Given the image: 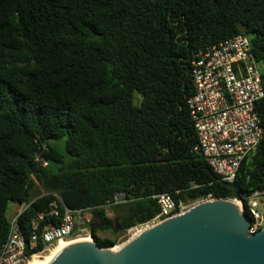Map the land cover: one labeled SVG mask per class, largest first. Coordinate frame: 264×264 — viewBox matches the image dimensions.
Here are the masks:
<instances>
[{
    "label": "trees",
    "instance_id": "16d2710c",
    "mask_svg": "<svg viewBox=\"0 0 264 264\" xmlns=\"http://www.w3.org/2000/svg\"><path fill=\"white\" fill-rule=\"evenodd\" d=\"M238 35L264 86V0H0V248L13 204L28 206L26 238L52 202L96 207L94 241L113 248L159 214L155 196L243 200L264 189V138L235 190L194 150L192 59ZM257 112L264 127V98ZM116 194L125 202L110 208L112 227L104 206Z\"/></svg>",
    "mask_w": 264,
    "mask_h": 264
},
{
    "label": "built area",
    "instance_id": "2783aa9c",
    "mask_svg": "<svg viewBox=\"0 0 264 264\" xmlns=\"http://www.w3.org/2000/svg\"><path fill=\"white\" fill-rule=\"evenodd\" d=\"M191 67L194 94L188 98L187 107L198 139L194 150L222 183L234 185L243 162L255 154L264 138L257 112L264 98L262 65L256 60L250 38L238 35L194 55ZM35 160L42 168H48L40 154L35 155ZM154 198L160 212L146 227L185 213L200 202L216 199L209 195L197 201L177 202L170 194ZM124 202L123 196L116 194L104 207L108 211ZM242 204L251 220L248 233L254 235L264 228V189L253 191ZM27 207L19 205L9 217L10 231L0 248V264H28L63 240L93 237L90 223L98 208L60 210L52 202L31 223L26 238L19 217ZM39 246L43 250L37 253Z\"/></svg>",
    "mask_w": 264,
    "mask_h": 264
},
{
    "label": "water",
    "instance_id": "95a60500",
    "mask_svg": "<svg viewBox=\"0 0 264 264\" xmlns=\"http://www.w3.org/2000/svg\"><path fill=\"white\" fill-rule=\"evenodd\" d=\"M250 224L236 192L234 200L203 201L145 227L118 250L100 248L93 237L76 240L44 264H264V228L250 235Z\"/></svg>",
    "mask_w": 264,
    "mask_h": 264
},
{
    "label": "rangeland",
    "instance_id": "374dc122",
    "mask_svg": "<svg viewBox=\"0 0 264 264\" xmlns=\"http://www.w3.org/2000/svg\"><path fill=\"white\" fill-rule=\"evenodd\" d=\"M136 98L137 100L140 99V96L138 94H136ZM137 103V102H136ZM45 189L42 186L37 185L35 187V190L33 192V197L36 198L42 194H44ZM19 209V205L17 204H13L10 207V210L8 212V216L11 217L12 214H14L17 210ZM107 217L110 219L111 221V226L115 227L118 221V216L113 213L112 211L108 210L107 211ZM146 226H142V227H138V228H134L129 230L127 233H120L119 234V238H118V244L116 246L122 245L123 242L128 239L130 236H132L133 234H135L137 231H140L142 229H144ZM103 237H108V238H113V235L110 232H105ZM85 237H81V238H72V239H66L65 241H74V240H79V239H83ZM57 246V245H55ZM55 246L51 247L50 250H52L53 248H55Z\"/></svg>",
    "mask_w": 264,
    "mask_h": 264
},
{
    "label": "bare ground",
    "instance_id": "6f19581e",
    "mask_svg": "<svg viewBox=\"0 0 264 264\" xmlns=\"http://www.w3.org/2000/svg\"><path fill=\"white\" fill-rule=\"evenodd\" d=\"M141 231V230H140ZM140 231H137L136 233L140 232ZM135 233V234H136ZM84 239H90L92 240V238L90 237H86ZM79 240H83V239H79ZM76 241V240H74ZM69 242H72V241H61L60 243L57 244V246H55V248H53L52 250H48L46 251L45 253H43L42 255L38 256V257H35L34 259L30 260L28 264H44L49 258L50 256L59 248L61 247L62 245L66 244V243H69ZM121 245L119 246H115L113 247V250H118V248L120 247Z\"/></svg>",
    "mask_w": 264,
    "mask_h": 264
}]
</instances>
